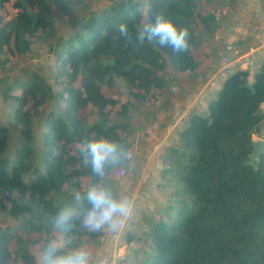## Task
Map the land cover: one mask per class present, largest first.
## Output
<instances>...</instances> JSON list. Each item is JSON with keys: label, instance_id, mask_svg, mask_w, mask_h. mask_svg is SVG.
<instances>
[{"label": "trees", "instance_id": "trees-1", "mask_svg": "<svg viewBox=\"0 0 264 264\" xmlns=\"http://www.w3.org/2000/svg\"><path fill=\"white\" fill-rule=\"evenodd\" d=\"M9 0H0V9ZM67 7L71 0H13L15 17L0 16L1 56L22 55L39 32L54 35L51 5ZM197 0H119L99 16L84 20L79 29L55 50L61 89L52 94L45 82L32 75L23 83L5 89L4 99L13 101V120L22 136L19 147L8 153V135L0 128V207L10 203L8 213L29 232L51 234L55 213L74 206L72 198L54 200L68 182L92 174L82 166L78 146L83 139L105 138L122 145L121 126L108 123L105 113L117 105L104 91L122 79L130 93L144 97L158 86L155 70L169 57L181 70L190 69L194 59L189 49L174 53L156 41L138 45L136 34L155 14L170 19L178 28L191 31L197 15ZM126 24L131 40L118 37L117 28ZM190 35H188V38ZM187 38V39H188ZM52 100L56 109L41 118L39 137L42 153L36 155L31 131L45 106ZM264 60L249 80L246 69H238L222 82L216 98L207 103L205 116L191 114L178 137L184 149L194 152L182 166L191 205L181 218L159 217L146 233L151 254L139 264H264V154L258 164L250 160L253 135L263 119ZM121 110H127L121 105ZM88 110L98 117L89 121ZM40 163L36 164L37 158ZM29 179V181H27ZM113 181V178H112ZM18 192L27 198L23 205L12 199ZM82 207H88L85 201ZM96 242L99 232L86 230L80 221L66 235L78 240L84 233ZM15 249L11 252L9 244ZM41 245L39 252L43 250ZM19 258L34 264L28 242L10 227L0 228V264Z\"/></svg>", "mask_w": 264, "mask_h": 264}, {"label": "rangeland", "instance_id": "rangeland-1", "mask_svg": "<svg viewBox=\"0 0 264 264\" xmlns=\"http://www.w3.org/2000/svg\"><path fill=\"white\" fill-rule=\"evenodd\" d=\"M117 1L71 0L63 9L53 2L49 15L55 28L52 38L45 40L38 32L26 53L1 56L0 128L8 135L9 154L19 147L22 136L13 120L15 103L4 99L5 89L35 75L56 95L62 86L57 76V44L62 39L70 38L84 20L101 15ZM12 3L13 0H9L0 9V16L4 20L17 14ZM194 12L197 15L191 20L188 38V49L194 59L190 69L181 70L169 57L164 56L161 66L155 70L159 84L144 97L132 95L120 78H114V89L104 91L117 102L104 116L108 123L122 127V147L126 155L100 181L101 185L110 187L118 197L129 196L138 209L154 213L156 217L153 219L165 214H171L176 219L179 213H183L179 216L181 218L188 213L192 203L179 177L182 166L188 165L194 155L192 150L182 147L178 137L189 116L193 113L199 116L207 114V103L216 98L222 77L238 69H246L249 80H252L264 60V0H197ZM216 71L219 72L218 77L211 83L207 82ZM121 105H126L127 110H121ZM52 109H56L55 100L45 106L31 131V143L37 156L43 148L39 137L40 121ZM261 109L263 119L252 137L253 141L264 140V103ZM87 112L89 121L98 117L92 110ZM167 131L171 134L165 136ZM250 160L255 162L252 155ZM35 163H40L39 157ZM95 182L97 178L92 174L72 180L65 184L59 194H54L53 199L72 198L73 190L84 192ZM11 197L20 204H29L26 197L20 198L18 192ZM3 203L4 206L0 207V228L10 227L16 236L26 240L29 251L35 255L34 264H38L41 245L54 238L57 230L51 234L29 232L21 224L20 216L15 219L9 215L10 203L6 200ZM67 238L70 248H84L92 254L90 264H139L138 259L135 257L133 261L132 256L125 261L121 257L114 262L102 260L98 256L100 243L90 240L85 232L78 240ZM9 249L11 252L15 249L13 242L9 244ZM10 264L25 263L12 256Z\"/></svg>", "mask_w": 264, "mask_h": 264}, {"label": "clouds", "instance_id": "clouds-1", "mask_svg": "<svg viewBox=\"0 0 264 264\" xmlns=\"http://www.w3.org/2000/svg\"><path fill=\"white\" fill-rule=\"evenodd\" d=\"M118 37L132 39L126 24L117 28ZM188 31L178 28L170 19L161 14L152 16L150 22L136 34V42L143 45L156 41L162 47H169L174 53L188 50ZM82 163L90 168L97 182L81 192L73 190L74 206L60 208L54 216L53 224L57 230L39 253L38 264H90L92 254L84 248H70L66 234L72 230L75 221L92 232L115 233L120 231L132 216L134 207L127 196H117L108 186H102L101 180L111 169L121 163L126 155L121 144L105 138H86L78 146ZM88 207H82L84 202Z\"/></svg>", "mask_w": 264, "mask_h": 264}, {"label": "crops", "instance_id": "crops-1", "mask_svg": "<svg viewBox=\"0 0 264 264\" xmlns=\"http://www.w3.org/2000/svg\"><path fill=\"white\" fill-rule=\"evenodd\" d=\"M218 73L216 71L212 74L207 82H213L218 77ZM225 78V76L222 77L221 83ZM168 134H171V132L167 131L165 136ZM132 204L134 207L133 214L120 231L115 233L99 232L100 235L97 237L96 242L101 245L98 256L102 257V260H112L114 262L118 257L124 260L132 256L133 261L136 257L137 261L141 262L149 258L151 249L146 233L150 231L157 219H153V217H156L153 215L154 213L151 214L149 211L148 213L142 208L138 209L139 207L134 205L135 203Z\"/></svg>", "mask_w": 264, "mask_h": 264}, {"label": "water", "instance_id": "water-1", "mask_svg": "<svg viewBox=\"0 0 264 264\" xmlns=\"http://www.w3.org/2000/svg\"><path fill=\"white\" fill-rule=\"evenodd\" d=\"M264 154V140L258 139L254 141L252 150H251V155L254 159V163L258 164L260 161V156Z\"/></svg>", "mask_w": 264, "mask_h": 264}]
</instances>
